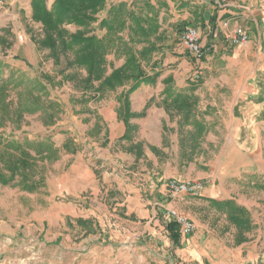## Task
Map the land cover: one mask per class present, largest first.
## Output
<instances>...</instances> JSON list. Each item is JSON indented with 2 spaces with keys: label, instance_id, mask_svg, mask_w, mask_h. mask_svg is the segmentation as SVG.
I'll use <instances>...</instances> for the list:
<instances>
[{
  "label": "crops",
  "instance_id": "1",
  "mask_svg": "<svg viewBox=\"0 0 264 264\" xmlns=\"http://www.w3.org/2000/svg\"><path fill=\"white\" fill-rule=\"evenodd\" d=\"M144 1L139 0V12ZM149 1L159 25L162 10L173 15L180 45L186 28L195 27L206 57L201 66L187 51L184 60L176 58L190 66L182 84L180 68L165 72L143 65L138 88L128 97L135 84L119 88L110 107L90 122L101 131L94 148L74 144L68 152L64 140L55 142L59 158L40 184L51 204L49 217L70 220L74 239L88 241L72 244L77 257L72 264L80 258L84 264H255L258 250H264L250 241L264 234V0ZM31 2L0 0V11L6 18L17 9L28 11ZM238 31L247 34V43H232ZM180 95L191 104L190 112L173 103ZM164 106L183 113V120L168 123ZM2 133L0 139L21 141L55 136ZM168 145L186 156H173ZM172 179L200 181L205 189L199 197L172 198L167 189ZM227 204L243 210L240 218L247 224L231 222ZM169 209L186 215L196 230L180 247L167 237L168 249L161 253ZM229 229L236 242L226 247L219 238Z\"/></svg>",
  "mask_w": 264,
  "mask_h": 264
},
{
  "label": "rangeland",
  "instance_id": "2",
  "mask_svg": "<svg viewBox=\"0 0 264 264\" xmlns=\"http://www.w3.org/2000/svg\"><path fill=\"white\" fill-rule=\"evenodd\" d=\"M134 2L129 4L131 8ZM52 3L51 0H48L49 8H51ZM110 3L111 0H108L107 10L112 5L118 4ZM27 10L19 11L17 9L13 15L6 18L4 12L0 11V87H5V90L0 93V133L12 134L14 137L27 133L33 138L41 134L55 133L56 137L54 136V139L50 140L54 147L55 142L60 143L64 140V149L68 152L79 146L90 150V148H94L93 144L97 142L96 140L101 134L99 128L95 124V127H93V123L91 125L90 122L94 120L99 111L105 107H110L111 101L115 99L116 91L123 86L117 87L113 91L106 90L103 93H97L93 90L86 92L84 90L85 86L81 83L82 78L87 76L86 69L73 67L69 68L64 74H60V71L65 68L67 60L61 56V64L57 65L51 57L50 51L42 50L39 47L37 40L43 37V27L40 23L32 20L30 15L32 14V7H27ZM107 10L98 15L99 20L93 24L90 35H96L99 39L104 37L106 30L101 28L99 24L103 18L107 17ZM144 15L146 14L144 13ZM160 16L161 29L158 32L160 41L157 40V34L151 38V42L154 41L159 46V51L153 53L152 59L158 62L159 67L165 72L180 68V84H182L185 74L188 73L184 69L190 66L185 62L182 64L180 62L188 56H186L184 47L180 45L174 27L175 22L172 20L173 15L162 10ZM66 29L71 33H75L83 28L67 25ZM125 35L128 37L127 33ZM137 38L139 40V36ZM146 46L145 44H136V50L139 52ZM69 58L72 60L73 56L71 55ZM176 58L182 60L175 63ZM192 59L194 60V58ZM203 59L199 61L200 64L197 66L202 65ZM125 60V55L115 53L107 55L106 75H110L115 69L120 68ZM144 65L147 66L145 62ZM42 74L48 75L53 80L51 84L47 81H44V83L47 84L49 90L48 99L59 105H55L53 109L48 110V114L35 112L19 116L16 110L19 103L25 104L30 96L26 90L28 82H35V78L42 76ZM70 76H73L72 81L67 79ZM17 84L19 87L15 88ZM98 86L99 82H96L95 87ZM130 90L126 92V97L133 92ZM160 104L163 105L162 100ZM163 108L170 116L167 118L168 123H175L176 119L174 118L179 119V116L183 120V113H179L177 109H169L165 106ZM53 113L58 114H56L51 124ZM72 134L75 135L72 137ZM25 140L29 139L26 138ZM25 140H17L24 149L27 143ZM35 140L38 139L31 141ZM7 141L8 143H6ZM12 141L16 140L9 138L6 140L4 137L0 139V264H72L73 259L77 258L72 256V244L84 240L87 245L88 241L81 236L78 240L74 239L77 236H72L70 220H63L66 224L64 227L62 219L57 220L49 217L48 209L51 208V204L46 201V196L42 195L40 191V184L45 180L46 171L59 158L58 150L55 148L56 153H52L49 158H46L45 155L48 154V151L44 146L36 145L33 148H26L25 150L29 155L36 157L37 160L34 164L28 160V167H26V164L20 165L21 168L13 179V181L18 180L19 184L14 186L11 185L12 181L3 182L8 181L12 175L8 168L10 165L9 158L10 156L18 160H26V158L23 157L21 150L8 147V144ZM66 146H69L70 149H67ZM168 146V151L173 156L179 158L186 156L183 154L184 150L182 151L177 145ZM39 152L40 154H38ZM191 157L194 158L195 156L192 155ZM33 183L38 184V187L32 189L31 184ZM170 222L173 221L169 219L168 224ZM178 233L180 235L179 230ZM160 237V252L162 253V248L166 251L168 249L163 243L167 241V237L170 242L172 241L169 233H162ZM216 237L215 235L212 236L213 242L217 240ZM180 239L183 241L187 237L180 235ZM219 239L228 247L236 242V235L229 229ZM241 240L244 241V239ZM250 241L255 245L257 244L259 249H263L264 234L256 233L251 236ZM60 245H64L66 251H61ZM133 245H135V242ZM231 252L234 253L235 251ZM225 253L227 254V252ZM258 253L261 254V258L255 264H264V250H258ZM82 260L85 262V259L80 258V264H84Z\"/></svg>",
  "mask_w": 264,
  "mask_h": 264
},
{
  "label": "trees",
  "instance_id": "3",
  "mask_svg": "<svg viewBox=\"0 0 264 264\" xmlns=\"http://www.w3.org/2000/svg\"><path fill=\"white\" fill-rule=\"evenodd\" d=\"M51 1L53 2L51 8L48 7V0H32L31 2L32 20L40 23L43 27V37L37 40V43L42 50L50 51V55L57 65L61 64V56L67 60L65 68L60 71V74H64L73 67L86 69L87 76L81 80L86 92L92 90L97 93H103L106 90L113 91L117 87L128 85L131 82L135 86L130 91H135L139 83L143 82L144 62L152 68L158 67V62H153L151 57L156 51V46L151 43V38L160 31L161 26L158 23V16H151V14L156 13V8L149 0L143 2L144 5L140 12L138 11L139 0L134 2L132 8L127 3H120L112 5L108 10V0ZM105 10H107V17L103 18L99 25L106 30V34L99 39L96 35L90 34L93 24L99 20L98 15ZM145 11L147 14L143 15ZM67 25H74L83 29L71 33L66 29ZM125 33L128 34V37ZM137 36H139V40ZM136 44L147 46L138 52ZM111 53L125 55L126 60L120 68L115 69L110 75H106V56ZM71 55L73 56L72 60L69 58ZM67 79L72 81L73 76ZM34 81L28 82L26 86V90L30 94L28 101L25 104L19 103L16 109L19 116L35 112L48 114V110L59 105L48 99L49 90L44 81L50 84L53 81L48 75L42 74V76L36 77ZM96 82H99L98 87H95ZM17 87H19L18 84L15 85V88ZM4 90V86L0 87V93ZM173 103L178 105L177 108L180 111L190 112L192 110L191 104L186 101L183 95L177 96ZM56 114L58 113L51 115V124ZM25 141H27L26 148H33L36 145L44 146L48 151V154L45 155L46 158H49L52 153H56L50 139ZM8 147L21 150L26 160H18L10 156L8 168L12 175L8 181H3L5 183L13 181L21 168L20 165L26 164L28 167V160L32 164L37 160L36 157L29 155L25 150L26 148L24 149L17 140L10 142ZM66 147L70 149L69 146ZM31 185L32 189L38 187V184L35 183ZM225 207L229 211L231 222L247 224V219L240 218L244 215L243 210L232 204H227ZM167 231L174 246L180 247L181 239L174 222L167 225Z\"/></svg>",
  "mask_w": 264,
  "mask_h": 264
},
{
  "label": "built area",
  "instance_id": "4",
  "mask_svg": "<svg viewBox=\"0 0 264 264\" xmlns=\"http://www.w3.org/2000/svg\"><path fill=\"white\" fill-rule=\"evenodd\" d=\"M247 41V34L241 31H238L232 38V43L234 45L245 44ZM181 43L188 54L194 59L201 61L205 57V51L200 42V35L195 27L189 26L186 28L181 35ZM167 189L172 198L181 195L199 197L205 189V184L194 180L179 181L172 179L168 182ZM167 217L177 225L182 237H189L196 230L195 224L186 215L179 213L175 209L167 210Z\"/></svg>",
  "mask_w": 264,
  "mask_h": 264
}]
</instances>
